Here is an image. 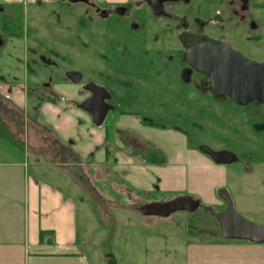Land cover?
<instances>
[{
	"label": "rangeland",
	"instance_id": "obj_1",
	"mask_svg": "<svg viewBox=\"0 0 264 264\" xmlns=\"http://www.w3.org/2000/svg\"><path fill=\"white\" fill-rule=\"evenodd\" d=\"M198 1L192 0L189 4L192 6L190 8L192 11L196 8ZM208 1L210 12H214L217 8L223 9L225 18L229 20L223 24H210L208 22L210 12H207L203 19L209 34L218 38L229 39L232 47L239 50L247 59L255 61L264 59L263 48H257V40L263 37V30L254 32L251 27L252 22L250 27L246 24L247 20L251 18L261 20L259 17L261 14L255 7L254 2L256 0H253L254 5H251L245 14L244 25L240 24L235 17L232 18L229 10L225 6L222 7L220 0ZM207 8V4H202L200 6L201 14ZM31 11L38 17L41 16V20L37 19L40 31L48 33L50 36L54 35L53 37L61 32L60 28L57 27L58 24L55 23V15L52 16V6H47L45 9L33 6L30 7ZM68 24L70 23L68 22ZM173 37V34H165L166 45L174 43ZM253 48L255 50L252 53L251 49ZM20 49V40L8 38L6 46L0 49V60L8 59L11 57L10 54L15 53L17 56L14 60L20 66V58L25 56L20 52ZM249 51L252 56L249 55ZM69 52L72 53V51ZM26 57L28 59V52H26ZM80 60L75 62L83 68L87 66L84 60ZM2 68L0 67V69ZM26 75L30 79L28 70ZM6 79L4 76L2 81H7ZM29 83L30 81L27 82L28 95L25 96L27 103L32 106H41L42 103L37 102L38 100L35 101L36 94L33 91L30 92ZM177 84L178 92L182 88L184 94L190 96L191 104L185 103L184 109L193 106L191 111H195V113L191 119L168 118L156 121L165 124L166 127L172 126L171 129H175L176 124L185 130L187 129L186 146L190 151H182V144L181 147H178L182 151L180 155L184 159L187 158L189 163L190 169L184 168V172L201 169L209 172L193 177L190 175L183 176L179 175L183 172L176 166L170 171L175 174L174 178L169 176L170 173L165 178V182H169L168 184L174 189L170 192H154L152 194L155 200H167L176 193L196 196L201 200L202 207L194 212L175 211L168 217L144 215L137 209L140 202L144 200V194L142 195L139 190L134 191L131 185L123 179L124 174L115 169L108 171V168L106 170L103 166L95 167L85 163L83 171L78 168V173H75V169L74 172H70L72 178L67 172L63 173L59 168L62 166L57 167L56 165L63 163V157L59 155V159L61 157L62 159L56 161L48 152V149L58 146L55 141L56 137L49 134L48 130L54 128L53 124L60 117L56 116L54 119L52 114L44 113L43 116L41 115L44 126L38 124L36 128L32 127L36 135H33L32 132L31 136L23 135L21 140L13 139L16 133L12 137L7 131L5 122L3 127L0 119V143L4 144L6 149L9 147L21 149L24 152L25 160L29 161L28 172L34 176L36 170L34 162L37 159L46 161L37 168L41 171L39 178L50 181L54 187H61L65 194L74 199L79 239L85 245L93 264H174L172 263L174 258L179 260L178 264H182L181 261L185 257L183 252L184 240L186 242L208 241L223 238L215 218L218 212L225 209V204L217 196L216 190L219 186L228 190L236 209L244 217L252 222L264 224V106L255 103L237 105L227 98L217 100L210 92L202 93L192 85L190 87L187 84ZM167 87V84L164 83V91L162 95L156 98L157 101L154 106H161L165 111H177L181 107L175 103L168 106V101L173 92ZM187 88L189 91L185 90ZM38 91L40 92V90ZM158 103L161 104L158 105ZM32 110L31 114L37 111L34 108ZM69 113L74 115L73 111ZM111 118L112 116L100 127L94 126L91 122L88 124L98 132H103V135L106 130L108 136L112 137L116 132V127L119 126ZM6 119L7 117H5ZM86 120L87 118H84L80 113L71 118V127L76 124L80 128L70 132L63 130V133L70 137L66 139V143H69L70 140L74 142V145L82 143L83 135L87 132L85 129ZM133 122V120L126 119L127 125H131ZM66 129L68 128L66 127ZM183 129L180 130L183 131ZM183 132L186 134V131ZM192 136L196 137L194 141L197 143L193 142ZM60 139L64 141L62 137ZM201 143L212 149L226 148L236 156V159L226 165L215 163L200 153L201 150H198V147ZM130 149L132 150V148ZM169 151L165 152L164 155L162 154L161 159L165 162L168 161ZM173 151H175V158L178 157L179 150L172 148ZM69 160L71 164H74L73 161H76V157L72 156ZM86 160L88 159L86 158ZM83 172L84 174L81 175ZM214 183L216 184L213 185Z\"/></svg>",
	"mask_w": 264,
	"mask_h": 264
},
{
	"label": "flooded vegetation",
	"instance_id": "obj_2",
	"mask_svg": "<svg viewBox=\"0 0 264 264\" xmlns=\"http://www.w3.org/2000/svg\"><path fill=\"white\" fill-rule=\"evenodd\" d=\"M220 1L232 18L235 17L242 25L246 21L245 14L254 5L253 0ZM191 2L192 0H0V49L6 46L8 38L20 40V52L25 56L18 63L22 71L21 81L26 84L23 90L25 95H28L27 82L30 81V92L36 94L35 101L38 100L39 103L67 100L77 113L89 118L96 127L102 126L112 116L111 119L119 126L112 136L115 146L141 151L150 160L164 164L165 161L161 158L166 153L154 140L153 131L178 132L185 137L186 142L188 132L178 124L175 129H171L172 126L166 127L156 120L191 119L195 113L191 111L193 106L184 109L185 103L191 104L190 96H186L182 88L178 92L177 83L190 87L192 85L202 93L210 92L217 100H231L226 95H215L210 76L191 67L185 59L187 50L196 45L206 42L214 46L221 42L230 44L229 39L211 36L208 32L203 16L210 12L209 1L199 0L193 11L190 9L192 6H189ZM202 4H207L208 8L201 14ZM33 6L41 9L52 6V16L55 15V23L61 30L56 32V37L38 29L37 19L41 20V16L30 12V7ZM209 16L210 24L229 21L225 18L223 9L217 8ZM72 21L74 22L71 23ZM250 23L253 28L255 23L252 18L246 24L250 27ZM165 34L174 35L173 44L166 45ZM26 52L29 53L28 59ZM80 59L87 66L83 68L78 65L76 62ZM27 70L30 79L26 77ZM6 80L1 82L8 85L6 89L10 92V85L19 82L20 77L12 76ZM164 83L173 92L169 101L167 100L168 106L175 103L181 107L177 111H165L161 106H154L156 98L164 91ZM61 89L66 91L62 92ZM90 99L93 102H89ZM8 100L7 95L0 98V115L7 117L4 119L7 131L11 126L18 128L20 124V120L14 119L19 112L12 111ZM35 107L40 108L39 105ZM103 107L106 108V115L102 123L96 125L93 122L94 113ZM127 118L134 120V123L120 126L121 120ZM136 124L141 127V132L134 127ZM180 129L186 131V134ZM192 139L195 142L196 137L192 136ZM55 141L58 142L57 139ZM73 143L72 140L69 141V144ZM196 146L198 147L197 144ZM198 150L212 161L214 160L207 150L230 151L226 148L212 149L204 143L199 144ZM234 160L218 164L226 165ZM220 190H228L220 186L216 190L226 209L227 204L219 195ZM141 193L144 194V200L137 207L140 212V208L148 202L190 195L176 193L167 200H155L152 194L154 192ZM201 205L200 200L199 208Z\"/></svg>",
	"mask_w": 264,
	"mask_h": 264
},
{
	"label": "crops",
	"instance_id": "obj_3",
	"mask_svg": "<svg viewBox=\"0 0 264 264\" xmlns=\"http://www.w3.org/2000/svg\"><path fill=\"white\" fill-rule=\"evenodd\" d=\"M254 3L261 14L259 16L261 20L253 18L255 22L253 31L263 30V37L259 36L257 40V48H263L264 53V7L262 6L264 0H256ZM251 50L253 53L255 48ZM10 55L8 59L0 60V67H4L0 69V98L8 96L12 111L19 112L14 119L20 120V124L18 128L11 126L8 132L13 136L16 133L15 139L21 140L23 135L31 136L32 127L36 128L38 124L44 126L41 120V115L43 116L44 113L52 114L54 119L56 116L60 117L53 124V129L48 128V133L58 140L56 141L58 146L48 149V152L56 161H61L63 157V163L56 164L57 167L62 166L59 168L63 173L67 172L71 177L70 172H74L75 169V173H78V168L83 171L85 163L95 167L103 166L106 170L108 168V171L114 169L121 171V174H124L123 179L134 191L163 193L174 189L168 184L169 182H165V178L169 173V176L174 178L175 174L170 171L176 166L183 172L179 175L183 176L193 177L209 172L204 169L184 172V168H190L187 158L184 159L180 152L184 150L187 152L190 149L186 146L182 134L170 130L152 133L154 140L162 147V151L167 153L170 150L165 164L146 158V155L140 151L125 146H115L113 137L108 136L106 130L104 135L103 132L95 130L88 124L90 120L85 116L87 132L86 134L82 132L84 134L82 143H76L77 145L66 143V139L70 137L64 134L63 130L70 132L80 128L76 124L71 127V118L79 113L67 100L62 99L57 102H43L40 108L31 114L33 108L36 110V105L27 103L26 95L23 93L25 85L21 81L22 78L14 85H10L9 93L6 89L8 85L1 82L4 76L7 79L12 76L21 77V68L14 60L17 54ZM249 55L252 56L250 51ZM61 90L66 91V89ZM70 111H73L74 115L69 113ZM0 119L4 127L5 116L0 115ZM120 126H127L126 120L122 119ZM134 127L142 131L138 124ZM33 135H36L35 131ZM181 144L182 151L178 148ZM172 148L179 150L178 157L175 158V151L172 152ZM59 155L62 156L60 159ZM72 156L76 157L74 164L69 160ZM172 161L174 163H171ZM45 162L38 159L34 162L36 167L34 176L28 172L29 161L25 160L21 149L12 147L6 149L5 145L0 143V264H93L85 245L79 239L74 199L65 194L61 187H54L50 181L39 178L41 171L37 168ZM83 174L84 172L81 175ZM183 242L185 257L181 261L182 264H264V243L223 239ZM178 261L174 258L172 263L178 264Z\"/></svg>",
	"mask_w": 264,
	"mask_h": 264
},
{
	"label": "water",
	"instance_id": "obj_4",
	"mask_svg": "<svg viewBox=\"0 0 264 264\" xmlns=\"http://www.w3.org/2000/svg\"><path fill=\"white\" fill-rule=\"evenodd\" d=\"M185 59L191 67L210 76L211 88L215 95H226L237 105H264V61L247 59L227 42H221L218 46L210 42L196 45L187 50ZM89 102H93V99ZM105 115L104 107L95 112L94 124H101ZM207 152L217 163H227L235 158V155L227 150ZM219 195L227 204L224 211L215 215L222 237L227 240L264 243V224L252 222L244 217L236 209L226 190H220ZM199 206V199L180 195L167 201L148 202L140 210L144 215L168 217L175 211L194 212Z\"/></svg>",
	"mask_w": 264,
	"mask_h": 264
},
{
	"label": "trees",
	"instance_id": "obj_5",
	"mask_svg": "<svg viewBox=\"0 0 264 264\" xmlns=\"http://www.w3.org/2000/svg\"><path fill=\"white\" fill-rule=\"evenodd\" d=\"M262 6L264 7V4H262ZM223 240H227V239H224V238H222Z\"/></svg>",
	"mask_w": 264,
	"mask_h": 264
}]
</instances>
